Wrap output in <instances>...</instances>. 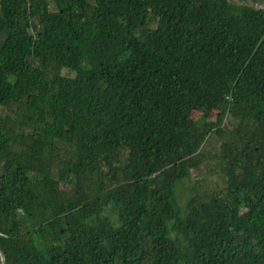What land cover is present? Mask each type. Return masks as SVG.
Wrapping results in <instances>:
<instances>
[{"label": "trees", "instance_id": "1", "mask_svg": "<svg viewBox=\"0 0 264 264\" xmlns=\"http://www.w3.org/2000/svg\"><path fill=\"white\" fill-rule=\"evenodd\" d=\"M0 252L264 264V13L0 0Z\"/></svg>", "mask_w": 264, "mask_h": 264}, {"label": "rangeland", "instance_id": "2", "mask_svg": "<svg viewBox=\"0 0 264 264\" xmlns=\"http://www.w3.org/2000/svg\"><path fill=\"white\" fill-rule=\"evenodd\" d=\"M60 74H61L62 76H67V77H71V78L75 76V73H74V72H70V71H68L67 69H62V70L60 71ZM196 181H197L196 178L193 177V178L191 179L190 182H187V183H185L184 185H185L186 187L191 188L192 185L196 183ZM106 215H107L110 219L113 218V214H112L111 210H107V211H106Z\"/></svg>", "mask_w": 264, "mask_h": 264}, {"label": "built area", "instance_id": "3", "mask_svg": "<svg viewBox=\"0 0 264 264\" xmlns=\"http://www.w3.org/2000/svg\"><path fill=\"white\" fill-rule=\"evenodd\" d=\"M250 3V5L256 11H260L264 13V0H255V1H244Z\"/></svg>", "mask_w": 264, "mask_h": 264}, {"label": "water", "instance_id": "4", "mask_svg": "<svg viewBox=\"0 0 264 264\" xmlns=\"http://www.w3.org/2000/svg\"><path fill=\"white\" fill-rule=\"evenodd\" d=\"M233 1H255V0H233ZM0 264H4V257L2 255V253L0 252Z\"/></svg>", "mask_w": 264, "mask_h": 264}]
</instances>
